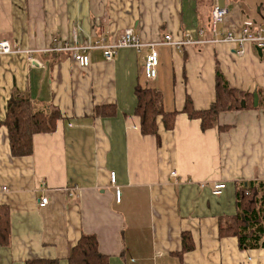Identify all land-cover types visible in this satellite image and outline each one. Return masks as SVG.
I'll use <instances>...</instances> for the list:
<instances>
[{
	"label": "crops",
	"instance_id": "1",
	"mask_svg": "<svg viewBox=\"0 0 264 264\" xmlns=\"http://www.w3.org/2000/svg\"><path fill=\"white\" fill-rule=\"evenodd\" d=\"M215 6L217 0H0V41L41 51L30 59L0 55V207L7 222L0 264H68L82 235L95 237L108 264H264V246L240 249L233 234L238 184L262 182L264 194V52L250 44L156 45L153 80L143 72L147 47L119 48L111 60L103 55L102 46L127 29L144 44L164 35L209 39ZM224 8L222 35L238 34L244 22L264 29V0H224ZM64 43L100 47L88 50L87 67L69 51L42 52ZM217 73L247 97L202 130L184 105L189 99L195 111L208 109ZM137 86L157 91L164 111L175 112L170 130L158 117L156 136L141 133ZM14 91L58 115L53 132L33 135L30 156L11 155L2 125ZM96 107H105L103 114H94ZM217 183L225 188L215 196ZM43 197L48 203L39 207ZM182 234L192 241L189 251Z\"/></svg>",
	"mask_w": 264,
	"mask_h": 264
},
{
	"label": "trees",
	"instance_id": "2",
	"mask_svg": "<svg viewBox=\"0 0 264 264\" xmlns=\"http://www.w3.org/2000/svg\"><path fill=\"white\" fill-rule=\"evenodd\" d=\"M140 131L145 135L156 136V120L161 117L164 128H172L175 112H165L160 104V95L150 88L137 86L134 90ZM247 95L228 87L224 78L217 73L215 78V100L203 111H195L189 99L183 112L189 118L198 119L202 130L210 128L222 111L240 109ZM259 104L264 107V93L260 94ZM105 107H96L94 114H103ZM58 119L56 112L35 109L29 97L24 93L12 92L7 101L3 126L7 129L10 152L13 157L30 156L32 137L35 134L51 133ZM7 222L5 210L0 207V240L6 241ZM233 234L240 249L263 247L264 241V194L263 183L259 181L242 182L236 191V216ZM182 250L189 251L193 244L189 235H181ZM28 264H57L56 261L39 260ZM68 264H108L106 256L98 252L97 242L92 235H82L71 249Z\"/></svg>",
	"mask_w": 264,
	"mask_h": 264
},
{
	"label": "built area",
	"instance_id": "3",
	"mask_svg": "<svg viewBox=\"0 0 264 264\" xmlns=\"http://www.w3.org/2000/svg\"><path fill=\"white\" fill-rule=\"evenodd\" d=\"M227 15V10L225 8H220L215 6L210 14L209 20V39L193 40L190 36H187L183 41H175L169 35H164L162 40L158 44H144L139 41V39L133 34L131 29L124 31L123 35L115 42L110 45L102 46L104 48L103 55L106 60H111L116 50L119 48H134L137 51H140L143 47L148 48V53L145 56L143 72L146 80H153L157 76L158 69V52L155 49L156 45H168L174 48H180L185 45H201L207 43H229L238 46L245 44H250L254 46L261 52H264V29L255 25L252 22H244L238 32V34L232 35L231 33H226L222 35L217 29L218 25L223 22L225 16ZM199 35L203 34V30L197 31ZM100 47L99 45L91 46H76L68 47L67 44H60V46L54 45L48 49L43 50L42 52H63L69 51L73 53L74 61L80 67H87L89 65L88 50L91 48ZM41 52L40 50H20L16 45H11L7 41H0V55H9V54H18L22 53L26 56L27 59H30L31 56L36 53ZM239 54L242 53V50H239ZM171 175L174 176L175 172H171ZM110 182L114 183V173L109 175ZM225 185L223 183H217L212 188V194L218 196L224 190ZM120 193L116 190V199L119 201ZM48 203V199L43 197L40 199L38 206L44 207Z\"/></svg>",
	"mask_w": 264,
	"mask_h": 264
},
{
	"label": "water",
	"instance_id": "4",
	"mask_svg": "<svg viewBox=\"0 0 264 264\" xmlns=\"http://www.w3.org/2000/svg\"><path fill=\"white\" fill-rule=\"evenodd\" d=\"M217 7L224 8V0H217Z\"/></svg>",
	"mask_w": 264,
	"mask_h": 264
}]
</instances>
